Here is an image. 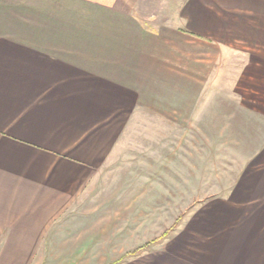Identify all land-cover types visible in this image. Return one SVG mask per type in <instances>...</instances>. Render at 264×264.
I'll return each instance as SVG.
<instances>
[{
  "label": "crops",
  "instance_id": "1",
  "mask_svg": "<svg viewBox=\"0 0 264 264\" xmlns=\"http://www.w3.org/2000/svg\"><path fill=\"white\" fill-rule=\"evenodd\" d=\"M149 2L0 0V264H264V53L241 55L219 111L224 196L132 253L104 193L134 116L195 114L194 38Z\"/></svg>",
  "mask_w": 264,
  "mask_h": 264
},
{
  "label": "rangeland",
  "instance_id": "2",
  "mask_svg": "<svg viewBox=\"0 0 264 264\" xmlns=\"http://www.w3.org/2000/svg\"><path fill=\"white\" fill-rule=\"evenodd\" d=\"M146 12L192 36L202 68L196 70L195 114L178 120L134 116L120 163L103 169L116 170L104 193L121 210L115 218L130 223L132 253L154 250L193 210L234 184L237 165L217 153L218 115L220 108L234 107L241 55L264 53V0H150Z\"/></svg>",
  "mask_w": 264,
  "mask_h": 264
},
{
  "label": "trees",
  "instance_id": "3",
  "mask_svg": "<svg viewBox=\"0 0 264 264\" xmlns=\"http://www.w3.org/2000/svg\"><path fill=\"white\" fill-rule=\"evenodd\" d=\"M142 251H144V250H139V252H142Z\"/></svg>",
  "mask_w": 264,
  "mask_h": 264
}]
</instances>
